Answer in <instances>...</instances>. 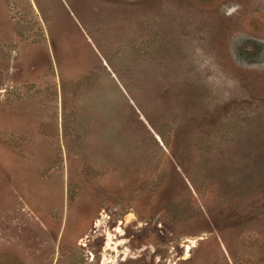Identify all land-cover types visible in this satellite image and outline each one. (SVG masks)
Instances as JSON below:
<instances>
[{"label":"rangeland","instance_id":"rangeland-1","mask_svg":"<svg viewBox=\"0 0 264 264\" xmlns=\"http://www.w3.org/2000/svg\"><path fill=\"white\" fill-rule=\"evenodd\" d=\"M0 264H264V0H0Z\"/></svg>","mask_w":264,"mask_h":264}]
</instances>
